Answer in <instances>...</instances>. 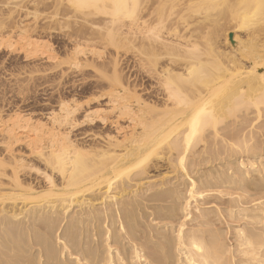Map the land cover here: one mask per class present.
Returning a JSON list of instances; mask_svg holds the SVG:
<instances>
[{
    "label": "bare ground",
    "instance_id": "6f19581e",
    "mask_svg": "<svg viewBox=\"0 0 264 264\" xmlns=\"http://www.w3.org/2000/svg\"><path fill=\"white\" fill-rule=\"evenodd\" d=\"M51 5L52 12L41 14L40 26H32L41 43L20 44L26 59L60 67L52 30L60 18L72 20L76 31L75 38L69 36L73 48L66 51L68 70L94 69L107 86H100L97 95L88 86L72 92L73 106L60 93V113L51 114L48 123L25 119L20 108L7 121L0 119V264H264V196L249 200L245 190L251 185L243 171L238 177L229 168H205L239 152H257L256 146H248L254 132L246 141L245 130L251 126L249 107L258 113L264 104V0H53ZM12 24L26 37L33 30L22 20ZM234 30H246L245 41ZM106 38L114 46L116 41L133 45L150 85L143 75L124 77L116 59H109L111 75L102 73L106 54L88 46L104 45ZM89 94L93 99L86 103L76 99ZM242 106L243 119L235 114L220 126L221 118ZM81 111L80 123L76 115ZM85 124H100L113 133H106L97 150L84 149L73 135ZM87 134L80 136H97ZM21 146L27 153L18 150ZM165 163L178 182L153 185L147 174ZM189 166H200V171L191 172ZM27 175L36 178H22ZM38 179L43 186L37 187ZM186 184L181 218L172 216L176 201L166 216L153 209L158 221H178L170 235L157 226L148 228L145 238L138 237L142 226L136 223L137 213L144 201L174 203ZM145 185L146 198L141 199L136 188ZM63 223L65 244L59 251L52 239L60 240ZM228 232L232 239H227ZM98 247H104L102 254ZM62 254L69 260H60Z\"/></svg>",
    "mask_w": 264,
    "mask_h": 264
},
{
    "label": "rangeland",
    "instance_id": "374dc122",
    "mask_svg": "<svg viewBox=\"0 0 264 264\" xmlns=\"http://www.w3.org/2000/svg\"><path fill=\"white\" fill-rule=\"evenodd\" d=\"M52 1L47 0V2H44V1L42 2L41 0H0V12L3 10L1 12L2 14L0 13V119L1 118L6 119L7 116L9 119V115L10 116L14 115L13 113L14 112L16 113L18 111L17 109L20 108V112L23 113L22 117L24 116L25 119L26 118H28V119L32 118V122L41 121L43 123H46V122L48 123L47 118H49V116H51V114L55 115V114L60 113V111H59L60 110V104H59L60 101L58 99V95L60 93L66 97L65 102L69 103V105H71L72 103H74L73 102L74 98L72 99V97H73L72 95H74V93H72V92L77 91V93H78L83 88H85V86L86 87L88 86V88L91 90L90 94L93 93V94L97 95L100 92V90H99L101 88L100 86H102V87L107 86L106 85L107 83L103 79L101 80L99 73L95 72L94 69H88L87 71L82 72V73H77V72L75 73V71L68 70V68H67L68 66L65 63V61H68L67 60L68 55L66 54V51L71 50L73 48V45H72L73 43H70L71 37L69 38V36H73V38H75L74 33L76 31L75 30L76 28L74 27L76 25H74V23L71 24L72 20H70V22H69V21L62 20V18H60V20H58L59 23L57 22L58 24L56 25V29H54L55 32H54V30H52L53 32H52L51 44L54 45V48L56 49L57 53H59L57 64H61L60 67L56 68L55 65L53 64V62L50 63V62H47V61L40 59V58H33L32 57L33 58L32 59V58L28 57V59H26L25 50L21 49L20 44H23L26 42L33 43L32 41H34L36 45H39L41 43V42L39 43L41 36L40 35L38 36V33H36L37 31H34L35 29L32 26H35V25L38 26L39 24H41L44 13H46V12L49 13V12L53 11V8L51 5ZM46 3L47 4L50 3L47 5L50 7V8L47 7L50 11L44 10L45 9L44 5H46ZM8 9L11 10V13L13 12L12 13L13 15L11 14V17L9 15H7V12L9 11ZM6 10H8V11H6ZM3 12H4V14H3ZM41 14H43V15H41ZM34 15H36V16H34ZM9 17H10V19H9ZM37 18H38V20H37ZM15 20L16 21H18V20L24 21V25L29 24L28 25V26H30L29 28L32 27V29H33L32 32L29 29L30 33L27 34V37H26L24 35H21L20 32L13 30L11 25L13 26L12 23ZM67 22H69V23H67ZM124 22H125V26L122 29L123 31H125V28L128 27L126 25V23L129 24L130 20L128 19V20H125ZM70 27H72V28H70ZM11 30H12V32L14 31L16 33L13 32V34H14L13 35L11 33ZM72 31H74V32H72ZM235 31L236 30H234V32ZM33 32H34V34H33ZM236 32H238V34L236 33V35L240 36L239 38L241 40L244 39L243 41H245V38H246L245 35L246 34H244V33L246 32V30L245 31L238 30ZM29 36H30V38H29ZM220 37L217 39V42L219 40V43L222 44V49L224 50L225 47L223 44V37L222 38H220ZM24 38L26 39V41ZM23 40H24V42H22ZM106 40H108V39L106 38ZM106 40H105L106 43L103 42L104 45H102L100 43H94V45L96 44V46H94L93 44H92L93 46H88L89 49H94V48L98 49L99 48L101 51L103 50L104 54H106L105 56H106V58H108L105 60V62L107 63V66L104 69L105 71L101 70V71H104L102 73H104L106 75H111L112 67H111V63H110L109 59H116L118 61V69L124 77H131V79H134L135 77H137L140 79L139 76L143 75V73H142V71H140L141 69L139 68V65L137 62L138 57H136L137 56L136 50H134V47L133 48L131 47L133 45L129 46L127 44L125 46L124 44H126V43H124L123 41H122L123 44L120 41H116L117 45L115 44V46H114L113 45L114 43L112 44V43H110L109 40L108 41H106ZM99 45H100V47H99ZM82 46L85 47L86 44H84V45L82 44ZM100 50H97V51H100ZM63 61H64V64H63ZM62 71L66 72L65 73L66 75L63 78L61 75ZM144 77L145 78H143V82L145 83V85H150L151 82L148 81V78H146V76H144ZM97 90H99V91H97ZM75 94H76V92H75ZM90 94L85 98H80V99L76 98V99H77V101H79V103H86L88 100L93 99L90 96ZM103 104H104V102H103ZM73 105L74 104H72V106ZM90 107L95 108L96 106L94 104H92ZM258 107H259V111H260L258 113H255L256 109L254 107H252V106L249 107L250 108L248 110L249 115L247 116V118L248 119L250 118L248 124L250 125V123H251L252 127L251 126H250L251 128L248 127L251 130H249V129L245 130V132L247 131L245 133V135H247L246 141H247V139L249 141V137H250L249 133L254 132L253 133L254 139H253V137H252V139L250 138L252 140V142H253V140H254V142L252 143L250 141L248 146L249 147L252 146V148H254L256 146L257 148L255 150L257 152H246L247 154L246 153L244 154L243 152H241V154H239L240 153L239 152V153H237V155L235 154V156L232 159H230V161L226 159L227 161L226 160H223L222 162L217 161V163H213V165H211V166L210 165L205 166V168L207 167L209 169L213 166L215 169L217 167L218 169H221V170H226L227 168H229L226 171L230 175L231 174L234 175L235 173H237V174H235L236 176L239 175L238 172L240 174L244 172L246 177L249 179V181L247 183H250L249 186L251 185L249 188L247 187L248 190H245L246 192H248L247 194L245 193L247 196L249 195L248 198L251 197V198H249V200H252L255 198L259 199L260 197L264 196V188H262V186H261L264 184V172H263L264 168H263V166H260L264 163V104H260ZM253 110H254V112H253ZM83 112L81 111L79 114L76 115V118H77V120L80 121V123L84 120L83 119V115H84ZM245 113H246V108H243V106L236 108L235 112L228 113L226 115V117L220 119V121H221L220 126H222V127H223V125L226 126L227 123L231 122L236 117H238L239 119L240 118L243 119V117L246 116ZM235 114H236V117H234ZM6 121H7V119H6ZM248 124H247V126H249ZM84 132H88L87 135L96 134L97 136L95 137V139L91 138V137H87V138L81 137L80 135ZM256 132H257V135H255ZM258 132L260 133V136H259ZM106 133H113V130H111L110 128L102 127V126H100V124H97V125L92 126V127L90 125L88 126L85 124V125L79 127L78 129H76L74 131L73 136H77L76 137L77 140L80 141V144H83L84 149H86V148L88 149V147H89V149L91 148V149L97 150L98 145L99 146L103 145V138L106 136ZM240 142L241 141L239 140V144H240ZM255 142H256V144H255ZM94 147H96V148H94ZM18 150H20L24 153H27V149H25V147H23V146L19 147ZM173 154H175V152ZM261 156H262V160L260 158ZM169 157H170V155H169ZM174 157H176V155ZM174 157H172V158H174ZM223 157H225V156H223ZM166 158H167V156H166ZM227 162H228L229 166L227 165ZM235 162H236V164H235ZM240 162H242V163H240ZM189 163H190V161L187 160L186 164L188 165ZM225 163H226V166H225ZM251 163L253 165H251ZM230 164H231V166H230ZM36 165L41 167L39 164H36ZM232 165L234 166V168L236 170L233 168ZM239 165H241V166H240L239 170H237L238 169L237 166H239ZM158 166L160 169L159 168L157 169L156 168L157 166L156 167L152 166L151 167L152 171L150 169L149 174H147V177L150 178V181L154 182L153 185L156 184L157 186H160V184H163L162 182L165 181V184H166L167 182L169 183L171 180H172L171 181L172 183H173V181H174V183L178 182V179H176L177 173L174 172L171 165L164 166L163 168H162L161 164ZM153 167H155V169H153ZM230 167H232V168L230 169ZM192 168L193 167L189 166L188 170L192 172V171H197L199 169V171H200V166L197 168L196 167H194L193 169ZM233 171H234V173H233ZM241 171H243V172H241ZM165 173H167V174L164 175ZM194 174L195 173H192L193 179L197 177ZM28 176L29 175L22 177V178H25L27 180V179H33V177H34L33 175H31L29 177ZM35 178H36V176L34 177V179ZM41 180L42 179H38L36 181V183L38 182L37 187H39V185L43 186L41 183L42 182ZM183 182L189 184L188 181L185 182V180H184V181H182V183ZM187 184L182 185V187L184 186L183 187L184 189L181 187L182 190L181 189L180 190H181L183 196L181 195L180 198H176L174 200V203L171 200L170 201L168 200V202L167 201H164V202H146V201H144V207L142 206V208L139 209V211L137 213L138 219L136 218L137 219L136 223L138 224V222H139L138 226H140V225L142 226V228L139 229V227L137 228V226H136L137 224L135 225L136 229L137 230L139 229L138 230L139 232L141 231L140 233L138 232L139 233L137 235L138 237H139V235H141L142 237L144 236L143 238H145V235H147L148 231H151L148 229L150 227L152 230H154L155 229L154 227L158 226L157 228L160 231H164V229H165V231L168 230L166 233L169 234L172 231L171 227H177L178 226V224L175 223L177 220L174 221V220L169 219L170 221H168V219L166 220L164 218L166 221L164 219L163 220L160 219L163 221V222H161L160 220L158 221L157 218H155V215L158 216V212L162 211L161 213H164L162 215L166 216L167 215L166 211L168 212L169 208H171L172 206H174L175 204L178 203V207L179 206L181 207V208L179 207L181 209V211L178 207H176L177 212L175 211L174 212L175 214L172 216H174L173 217L174 219H177L176 217H178V219H179L180 216H183L184 211H185L184 210L185 197L187 196V191H186L187 190ZM255 184H257V185H255ZM185 186H186V188H185ZM256 186H258V188ZM261 189H263V191H261ZM146 190H147L146 185L140 186L139 189L136 188V191L139 192L141 199L143 196H145V198H146ZM224 191H226V189H224ZM236 193L240 194L241 192H236ZM175 201L177 203H175ZM263 201H264V199H263ZM191 205L193 206V202ZM161 206L166 208L167 210L161 208ZM154 207H157L156 209L158 210V212H157V210H156V212H155V210L153 211ZM220 208L223 209L224 207L221 206ZM141 209H143V210L140 211ZM190 209L195 211V209L192 207ZM192 210H190V211H192ZM178 211H180V212H178ZM151 214L152 215L154 214L153 215L154 219L151 218L152 217ZM140 215H142V216H140ZM147 215H148V217H147ZM149 216H150L151 220H150ZM143 218L145 220L147 218L146 221L147 222L150 221L149 222L150 224L147 225L145 220H143ZM152 219L155 220L154 221L156 224L155 226L153 224ZM142 221L145 223H142ZM151 223H152V225H151ZM177 223H178V221H177ZM144 224H145V227H144ZM146 225L149 227H147ZM166 225H167V228H164V226H166ZM63 228H64V230H63ZM65 228H66V224L63 223L61 225L59 231H58V234H60V235L57 234L60 240H57V237H55V236H53L55 238L52 239V241L56 239L53 243L56 246V248H60L59 251L63 248V246L65 244V241L63 240V235L61 236V234H63V233L65 234ZM170 228H171V231H170ZM144 232H147V233L145 234ZM224 232L227 233V231H225V230H224ZM141 233L144 235H142ZM141 236H140V238H142ZM226 237L229 240V239L233 238V235H232V233L228 232ZM95 239H97V238H95ZM55 242H56V244H55ZM59 246H61L62 248ZM91 246L94 248V246H96V244L92 243ZM100 248L98 247L97 251H99L102 254V252L104 251V249H103L104 247H100ZM113 248H117V246H114ZM38 249H40V248H38V247L35 248L34 249L35 251H33V254ZM60 258H61L60 260H66V261L69 260L67 258V255H64V254H62V256Z\"/></svg>",
    "mask_w": 264,
    "mask_h": 264
}]
</instances>
